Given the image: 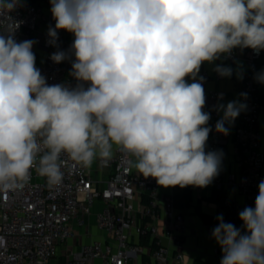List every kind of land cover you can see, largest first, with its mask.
Masks as SVG:
<instances>
[{"label": "clouds", "instance_id": "obj_1", "mask_svg": "<svg viewBox=\"0 0 264 264\" xmlns=\"http://www.w3.org/2000/svg\"><path fill=\"white\" fill-rule=\"evenodd\" d=\"M49 2L55 26L46 44L58 48L59 31L74 36L50 59L71 60L74 87L47 83L36 67L38 41L15 39L11 13L22 0H0V15L9 20L0 28V191L22 188L33 170L57 186L65 175L62 156L87 169L97 160L107 164L114 149L163 188L209 186L223 153L206 151L211 116L198 74L234 49L264 50V0ZM214 71L233 75L222 64ZM254 79L264 84V70ZM246 107L239 100L214 106L222 112L215 131L227 136L226 125ZM238 216L242 228L216 217L220 264H264V180L254 207Z\"/></svg>", "mask_w": 264, "mask_h": 264}, {"label": "built area", "instance_id": "obj_2", "mask_svg": "<svg viewBox=\"0 0 264 264\" xmlns=\"http://www.w3.org/2000/svg\"><path fill=\"white\" fill-rule=\"evenodd\" d=\"M50 8L49 0H22L11 13L18 23L15 39L38 41L33 46L36 67L49 85L74 87L76 81L69 75L71 60L56 64L50 59L57 50L67 51L74 40L73 34L59 31L58 48L46 44L47 30L55 26ZM8 23L0 15V28ZM263 55L264 50L257 54L237 48L216 64L228 66L241 59L243 67L237 96L247 107L233 124L226 125L227 136L215 131L222 116L214 110L220 91L208 86L211 76L215 81L222 77L203 67L198 74L204 77V110L211 116L206 151L221 150L224 158L230 145L232 170L220 172L205 188H163L131 168L115 149L107 164L97 160L87 169L62 156L65 175L61 184L50 186L33 170L22 188L0 191V264H183L185 208L175 199L182 190L222 192L223 204L233 210V224L242 228L238 214L254 207L258 184L264 180V133L258 128L264 114L262 83L254 79L261 71ZM241 93H247V98ZM217 225L203 223L208 232Z\"/></svg>", "mask_w": 264, "mask_h": 264}, {"label": "crops", "instance_id": "obj_3", "mask_svg": "<svg viewBox=\"0 0 264 264\" xmlns=\"http://www.w3.org/2000/svg\"><path fill=\"white\" fill-rule=\"evenodd\" d=\"M220 59L209 64L204 63L201 67L213 71L214 67ZM261 70H264V58L261 59ZM233 69V75L230 78H224L220 81H215L211 76L208 86L216 88L223 93V99L219 101L226 105L228 102L238 100L237 89L240 85L241 78H238L237 73L242 74V61L236 60L234 63L228 65ZM261 101L264 104V84H261ZM235 122V121H234ZM258 128L264 133V114L260 116ZM222 169L220 172L225 173L233 169L231 146L228 145L225 149ZM213 189H205L199 193H191L190 204L185 207L186 231L184 235V262L183 264H192L194 260L198 259L203 264H220L222 258V251L216 241L212 238V231L208 232L199 216L198 211L209 215L210 217H217L224 215L223 209L214 200H210ZM224 222H226L224 220ZM210 223H218L217 219ZM228 223V222H226Z\"/></svg>", "mask_w": 264, "mask_h": 264}, {"label": "trees", "instance_id": "obj_4", "mask_svg": "<svg viewBox=\"0 0 264 264\" xmlns=\"http://www.w3.org/2000/svg\"><path fill=\"white\" fill-rule=\"evenodd\" d=\"M262 58H264V55ZM191 198H192L191 193L188 190H182L181 192L176 193L175 195L177 204L183 208L187 207L190 204ZM209 199L216 201V203L223 209L224 211L223 219L226 222L232 224L235 222V216L232 208L223 204L222 192L217 193L216 191L213 190ZM198 213L203 223H210L212 220L216 219L215 217L214 218L210 217L209 215L204 214L200 211H198ZM192 264H203V262L201 260L196 259L193 261Z\"/></svg>", "mask_w": 264, "mask_h": 264}, {"label": "rangeland", "instance_id": "obj_5", "mask_svg": "<svg viewBox=\"0 0 264 264\" xmlns=\"http://www.w3.org/2000/svg\"><path fill=\"white\" fill-rule=\"evenodd\" d=\"M79 230V227H75V231H78Z\"/></svg>", "mask_w": 264, "mask_h": 264}]
</instances>
